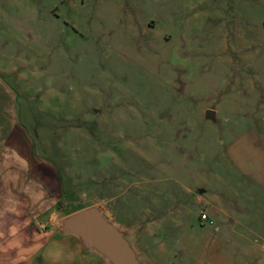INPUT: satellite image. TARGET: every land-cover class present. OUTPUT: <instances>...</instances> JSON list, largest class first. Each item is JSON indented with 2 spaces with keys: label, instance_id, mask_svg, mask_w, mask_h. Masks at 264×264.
<instances>
[{
  "label": "rangeland",
  "instance_id": "1",
  "mask_svg": "<svg viewBox=\"0 0 264 264\" xmlns=\"http://www.w3.org/2000/svg\"><path fill=\"white\" fill-rule=\"evenodd\" d=\"M0 132L43 232L100 205L151 264H264V0H0Z\"/></svg>",
  "mask_w": 264,
  "mask_h": 264
},
{
  "label": "crops",
  "instance_id": "2",
  "mask_svg": "<svg viewBox=\"0 0 264 264\" xmlns=\"http://www.w3.org/2000/svg\"><path fill=\"white\" fill-rule=\"evenodd\" d=\"M6 133L11 136L8 131ZM3 147H0V181L3 182L5 187L2 190L5 191L1 192L0 189V264H39L38 262L41 263L50 250L60 249L61 242H57L64 240L67 241V244L62 250L67 253L74 262L73 264H104L103 260L95 253L83 251L74 236H60L58 231L50 234L39 228L38 220L45 216L50 207L48 204L50 184L46 183L43 179L44 176L39 173L48 176L49 167L44 164L46 163L44 160L35 162L34 168L38 174L35 175L28 156H21L11 146L10 148ZM8 148L9 150L5 151ZM4 151L9 154V157L7 153L1 155L5 153ZM21 176H23V180H17ZM19 185H21L20 194L16 193V187ZM54 190L52 186V191ZM211 220V224H214L213 219ZM219 228L218 226L216 229L219 230ZM141 230L142 228H139L138 249H140L138 243ZM52 238L55 239V242L50 240ZM260 238L264 240L263 236ZM50 242L52 246H50ZM218 264L220 263L218 262Z\"/></svg>",
  "mask_w": 264,
  "mask_h": 264
},
{
  "label": "water",
  "instance_id": "3",
  "mask_svg": "<svg viewBox=\"0 0 264 264\" xmlns=\"http://www.w3.org/2000/svg\"><path fill=\"white\" fill-rule=\"evenodd\" d=\"M205 118L214 120L215 112L207 109ZM138 232L139 226L121 225L100 205L65 216L58 228V235L74 236L83 251L95 253L104 264H151L138 251Z\"/></svg>",
  "mask_w": 264,
  "mask_h": 264
},
{
  "label": "built area",
  "instance_id": "4",
  "mask_svg": "<svg viewBox=\"0 0 264 264\" xmlns=\"http://www.w3.org/2000/svg\"><path fill=\"white\" fill-rule=\"evenodd\" d=\"M200 218H201V220H205V221L207 220L208 223H210V224L212 223V220L209 219L208 216H207V214L204 213V212L201 213Z\"/></svg>",
  "mask_w": 264,
  "mask_h": 264
},
{
  "label": "trees",
  "instance_id": "5",
  "mask_svg": "<svg viewBox=\"0 0 264 264\" xmlns=\"http://www.w3.org/2000/svg\"><path fill=\"white\" fill-rule=\"evenodd\" d=\"M58 203H59V201L56 202V204H58ZM84 207H85V206L78 207V208H76V209H72V210L68 211L66 214H70V213L75 212V211H77V210H80V209H82V208H84Z\"/></svg>",
  "mask_w": 264,
  "mask_h": 264
}]
</instances>
